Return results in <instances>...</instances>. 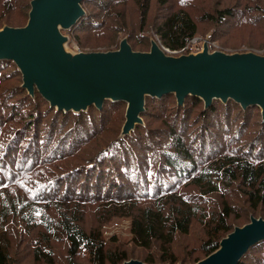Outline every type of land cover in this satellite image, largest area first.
I'll return each mask as SVG.
<instances>
[{
  "label": "trees",
  "instance_id": "obj_1",
  "mask_svg": "<svg viewBox=\"0 0 264 264\" xmlns=\"http://www.w3.org/2000/svg\"><path fill=\"white\" fill-rule=\"evenodd\" d=\"M31 1L0 0V28L26 25ZM83 6L86 14L68 31L82 51L114 50L123 35L136 50L152 38L181 50L208 33L225 51L264 50V0H84ZM16 74L22 77L14 62L0 60V264H194L236 226L264 217L259 106L147 97L143 124L125 136L122 126L78 158L125 102L60 111L38 90L2 87ZM114 217L131 220L129 241L104 236L103 225ZM92 220L96 226L87 224ZM239 264H264V241Z\"/></svg>",
  "mask_w": 264,
  "mask_h": 264
},
{
  "label": "water",
  "instance_id": "obj_2",
  "mask_svg": "<svg viewBox=\"0 0 264 264\" xmlns=\"http://www.w3.org/2000/svg\"><path fill=\"white\" fill-rule=\"evenodd\" d=\"M83 1L32 0L26 25L0 29V60L17 65L22 86L31 95L38 90L50 106L75 113L91 106L102 109L107 100L127 102L120 136L143 124L147 97L169 94H175L180 105L188 96L200 97L206 107L215 99H233L245 109L259 106L264 118V53L210 51L206 38L201 51L176 56L154 38L148 51L134 50L127 36L114 50L76 52L64 32L86 14ZM261 241L264 218L252 216L194 264H239ZM122 264L150 263L131 259Z\"/></svg>",
  "mask_w": 264,
  "mask_h": 264
},
{
  "label": "rangeland",
  "instance_id": "obj_3",
  "mask_svg": "<svg viewBox=\"0 0 264 264\" xmlns=\"http://www.w3.org/2000/svg\"><path fill=\"white\" fill-rule=\"evenodd\" d=\"M4 26H6V25H4ZM13 27H20V26H13ZM64 33L68 34V31H65ZM210 34L211 33H208L206 36H203L202 34H198L197 36H195L193 38L192 42L190 43L189 49L187 50L188 52L186 51L183 54H188V53H191V52L196 53V52L201 51L203 49V42H204V40L206 38L209 39ZM126 36L127 35L120 36L119 37L120 38V41L124 37H126ZM230 41H236V37L231 38ZM137 43L143 49V50H138V51H148L150 49V47H151V39H149L148 41H144V42L139 41ZM130 44L133 46L132 41H130ZM159 44H160V42H159ZM68 46H70L71 48H73L72 42H70ZM160 47L167 54H169V55H175V54H172L169 51H167V50L164 49L167 46L164 47L163 44H160ZM209 47H210V51L223 50L224 49L223 44H222V40H219V41L213 42V43H210V41H209ZM167 48H169V47H167ZM134 50H136V49H134ZM224 51H225V49H224ZM251 51L257 52L259 54H263L264 53V50H260V51L259 50H257V51L256 50H251ZM226 52L233 53V52H240V51L226 50ZM176 56H179V55H176ZM21 78L23 79V77H21L18 74H16L10 80H8L7 82H4L2 84V87L3 86H8L9 87V86H13L15 84H22L23 81H22ZM125 103L124 104L121 103V104L117 105L115 107L116 109L112 113H111V111L109 112V114L112 115V120L109 122L107 129L101 131L98 135H96L95 137H93L90 140V142L87 143L85 145V147L80 151V153L78 154V158H83L84 156H86L89 152L92 151V149H94L95 147H97L98 144L101 141L102 142H105L107 139L111 138L114 135V133H115L116 130L121 129V127L124 125L123 124L124 123V118L126 120L125 113H126V109H127V106L128 105H127V102H125ZM261 217L264 218L263 216H261ZM90 218L93 219L92 217H90ZM130 221L131 220L129 218H125V217H114V218H112L111 220H109L108 222H106L103 225V227H102L104 236L107 239H110V238L116 236L117 240L120 239L121 241H129L130 238H131V233H130V224H131V222ZM87 224L88 225H91V226H96V223H95L94 220L89 221Z\"/></svg>",
  "mask_w": 264,
  "mask_h": 264
},
{
  "label": "built area",
  "instance_id": "obj_4",
  "mask_svg": "<svg viewBox=\"0 0 264 264\" xmlns=\"http://www.w3.org/2000/svg\"><path fill=\"white\" fill-rule=\"evenodd\" d=\"M71 42V40H70ZM69 42V43H70ZM192 42V40L184 47L182 48L181 50H171L169 48H164L165 50L169 51L170 53L172 54H175V55H180V54H183L184 52H186V50L189 49V46H190V43ZM73 44V43H72ZM73 49L74 51L76 52H82V50L79 48V46H77L76 44H73Z\"/></svg>",
  "mask_w": 264,
  "mask_h": 264
}]
</instances>
